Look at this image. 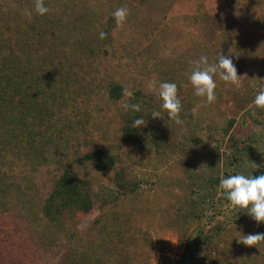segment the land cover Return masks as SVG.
<instances>
[{"label": "trees", "instance_id": "1", "mask_svg": "<svg viewBox=\"0 0 264 264\" xmlns=\"http://www.w3.org/2000/svg\"><path fill=\"white\" fill-rule=\"evenodd\" d=\"M44 5L49 12L40 16L34 0H0V185L17 184L27 210L0 213V264H151L154 254L158 261L152 264H264V244L237 242L241 235L264 233V223L243 211L218 227L202 224L205 206L179 191L170 197L180 207L161 214L170 194L163 169L171 166L178 177L183 172L171 162L176 148L165 139L168 134L181 132L178 136L192 144L186 150L199 151L202 160L208 153V162L216 164L218 157L194 144L206 122L208 140L227 162L221 178L264 175V151L257 153L251 126L244 140L236 139L234 116L219 110L234 87L216 77V101L197 107L202 98L189 80V61L207 56L211 63L223 54L238 71L242 56L264 47L255 38L264 34V0H44ZM122 6L130 15L117 29L112 13ZM26 9L31 19L23 14ZM101 31L106 39H100ZM138 34L155 37L160 52L124 59L120 49ZM152 81L157 89L161 82L177 84L182 125L163 122L162 101L147 88ZM125 102L139 103L141 110L126 112ZM153 111L161 112L159 119H152ZM140 118L146 126L133 128ZM71 140L75 147L69 149ZM130 140L150 155L148 168L123 158L114 166L111 195L92 192L73 171L74 164L102 159L109 146L122 156ZM54 151L62 152L61 162L50 159ZM245 151L252 155L250 165L236 171ZM207 179L212 188L221 180ZM189 202L198 207L193 217L186 213ZM228 203L220 194L216 218L218 210H233ZM233 228L234 235L216 239ZM167 232L182 248L177 261L164 255L163 244L153 248ZM216 240L224 242L225 261L212 253Z\"/></svg>", "mask_w": 264, "mask_h": 264}, {"label": "rangeland", "instance_id": "2", "mask_svg": "<svg viewBox=\"0 0 264 264\" xmlns=\"http://www.w3.org/2000/svg\"><path fill=\"white\" fill-rule=\"evenodd\" d=\"M197 4L208 3L211 0H189ZM186 3V0L184 1ZM211 32V36H212ZM209 36V35H208ZM257 39V44L264 45V34L258 32V35L255 36ZM160 45L155 37L150 36L149 39L141 36L140 34L136 35L133 40L125 47L120 49L124 59L129 58L136 52L143 54L145 57H152L157 55L160 52ZM241 67L238 70V75L242 78V89L237 91L235 88L231 90L230 94L226 96L219 105V110L224 112L226 116H234V136L236 139L244 140L247 136L248 129L252 132V138L257 142L258 154H262L261 151H264V120H261L264 116V110L259 109L254 104L255 96L258 92V87L264 88V47H260L255 53H248L241 57ZM258 85V86H257ZM257 86L256 94L252 93V89H255ZM192 115H195V109L190 110ZM260 111V113H258ZM164 123H169L167 112L163 113ZM72 116L69 118L71 120ZM259 120V121H258ZM257 121V123L255 122ZM120 125V124H119ZM207 128L208 125L206 122H202L199 125V130L195 133L199 137L200 141H194L196 146H199L200 149H203L204 152L210 151L213 159L218 157L216 164L208 162V153L207 156L203 155V160L200 156H197L198 152L191 153L192 148L190 147V152L186 150L187 147L192 144H187L185 140L178 135H181V132H178L176 135L171 136L168 134L166 140L170 146H174L176 149L173 152H170L175 165L183 166V172L180 177L176 176L171 170V166H167L166 169H163L166 180V188L170 190L169 199L165 200V205L162 208L161 214L165 215L167 212H174L180 203L176 200L171 199V194L178 193L181 191L185 196H193L194 200L198 204L205 206L203 210L200 211L201 214V223H207V225H213L218 227L222 224L227 217H230L233 220L238 210L233 209L231 212H226L224 210H218L219 214L217 218L215 217L216 208L214 206L218 197L220 196L219 185L216 187H210L208 185L207 176H218L222 177L223 166L227 163L222 155V150H217L214 148L215 143L208 140L207 137ZM165 131V130H164ZM226 141V139H225ZM252 142V140L250 141ZM254 142V141H253ZM75 147V141L71 140L68 143V148L72 149ZM182 149V156L178 154V150ZM122 156H120V151H117L116 147L109 146L105 150L104 157L95 161H84L81 164H74L72 166L73 171L81 179L87 181L88 186L92 192L111 195L114 192L113 184V174L114 166L117 163L122 162L123 158L128 159L131 163L135 164L137 168L147 169V159H150V155H146L144 151L139 149L138 143H133L131 140L127 142L126 146L121 150ZM201 151V150H200ZM224 151H228L227 148ZM52 152V151H51ZM226 154V153H225ZM242 154V153H241ZM257 154V155H258ZM194 156H197L194 158ZM49 157L53 162H61L63 160L62 152L54 151V153H49ZM147 157V159H146ZM252 155L250 152H244L241 159H239V167L236 171L241 168H247L250 165ZM257 158V156L255 155ZM203 161L204 165L201 164ZM125 162V161H124ZM149 162V161H148ZM169 162V164L171 163ZM186 167V168H185ZM157 171L161 170V167L154 168ZM204 171V174H203ZM180 181L181 184L175 185L176 182ZM187 186V187H186ZM186 187V188H184ZM183 188V190H182ZM190 201H192L190 199ZM192 202L186 204V213L190 216H195L198 213V207L193 206ZM11 211H20L23 214L27 213L25 206L20 203L19 192L17 184H1L0 185V213L11 212ZM198 214V215H200ZM219 216V218H218ZM235 234V228L233 230H227L221 237L216 239H221L224 237H229ZM218 243L213 247L212 253L217 256L221 261L226 260V256L223 253L224 242L221 240H216ZM160 244H163L165 247L164 255L172 261H177L182 253V248L177 243V238L174 233L167 232L165 233L159 243L152 242L153 248L155 249ZM116 248L114 244L111 246ZM150 263L158 261V256L154 254L151 256Z\"/></svg>", "mask_w": 264, "mask_h": 264}, {"label": "clouds", "instance_id": "3", "mask_svg": "<svg viewBox=\"0 0 264 264\" xmlns=\"http://www.w3.org/2000/svg\"><path fill=\"white\" fill-rule=\"evenodd\" d=\"M34 11L36 14L44 16L49 12V8L44 5V0H34ZM23 14L29 19L32 18L31 10L26 9ZM112 15L117 29H121L126 24L130 11L126 6H122L117 8ZM99 37L101 40L106 39L107 33L101 31ZM189 64L191 66L189 80L194 89V94L202 98L201 104L197 107L211 105L216 101V77L233 86L237 91L242 89L243 77L238 75L237 68L230 56L220 54L216 61L211 63L207 56H201L198 60L189 61ZM147 88L149 91L157 92L162 101L161 108L167 112L168 119L177 125H182L183 121L180 118L182 105L178 96L177 84L161 82L157 89L156 83L152 81L147 84ZM124 95L131 98L133 93L125 88ZM254 104L257 108L264 110V88L258 90ZM122 107L126 112H139L141 110L139 103L125 102ZM160 116V111L151 113L152 119H159ZM146 124L142 118L135 119L132 127L139 129ZM253 166L255 169L257 168L255 164ZM219 192L229 202V207L245 212L257 224L264 223V175L235 174L221 178ZM241 237L237 242L248 247L258 248L260 244H264V233L241 235Z\"/></svg>", "mask_w": 264, "mask_h": 264}]
</instances>
